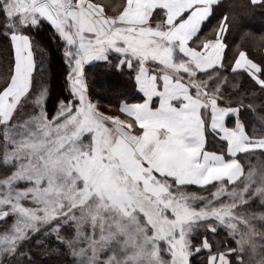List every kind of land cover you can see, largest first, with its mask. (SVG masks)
<instances>
[{
	"label": "snow or ice",
	"instance_id": "obj_1",
	"mask_svg": "<svg viewBox=\"0 0 264 264\" xmlns=\"http://www.w3.org/2000/svg\"><path fill=\"white\" fill-rule=\"evenodd\" d=\"M218 4L0 0V264H264V115L243 116L264 63L228 56ZM45 26L67 65L51 107ZM85 65L127 70L135 102L101 111Z\"/></svg>",
	"mask_w": 264,
	"mask_h": 264
},
{
	"label": "trees",
	"instance_id": "obj_2",
	"mask_svg": "<svg viewBox=\"0 0 264 264\" xmlns=\"http://www.w3.org/2000/svg\"><path fill=\"white\" fill-rule=\"evenodd\" d=\"M216 13L217 17L223 15L235 17V23L227 35L228 56L239 47L245 50L254 62L264 63V9L258 6L250 7L249 0H221L216 7ZM217 17L205 27V32L216 23ZM38 39L47 50L45 79L50 90L49 107H51L58 98L69 97L66 85L67 65L63 60L62 45L58 46L57 43L58 37H54L47 26L40 31ZM8 55L10 52L4 51V44L0 41V59H6ZM87 68L89 94L94 103L98 101L103 107L114 108L117 111L122 101H135L131 98L132 89L128 84L127 70L124 74H120L118 70H109L106 65L100 67L85 65V69ZM238 87L244 91L250 90L251 86L248 79L242 76H229L222 84L225 94L234 93ZM249 99L254 104V110L244 112L243 116L250 124L259 127V117L264 115V107H261L264 103V95L250 93Z\"/></svg>",
	"mask_w": 264,
	"mask_h": 264
},
{
	"label": "rangeland",
	"instance_id": "obj_3",
	"mask_svg": "<svg viewBox=\"0 0 264 264\" xmlns=\"http://www.w3.org/2000/svg\"><path fill=\"white\" fill-rule=\"evenodd\" d=\"M95 103L98 104V106L100 107V110L104 111L106 114H114V113H116V110L114 108L103 107L98 101L95 102Z\"/></svg>",
	"mask_w": 264,
	"mask_h": 264
},
{
	"label": "crops",
	"instance_id": "obj_4",
	"mask_svg": "<svg viewBox=\"0 0 264 264\" xmlns=\"http://www.w3.org/2000/svg\"><path fill=\"white\" fill-rule=\"evenodd\" d=\"M220 1H221V0H219V3H220ZM263 54H264V49H263ZM133 102H135V101H132V102H129V103H133ZM209 146H210V148H211V144H210Z\"/></svg>",
	"mask_w": 264,
	"mask_h": 264
}]
</instances>
